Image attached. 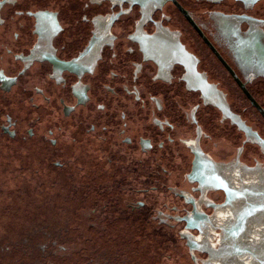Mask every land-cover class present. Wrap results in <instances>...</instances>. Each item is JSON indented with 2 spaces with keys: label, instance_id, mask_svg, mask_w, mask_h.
I'll use <instances>...</instances> for the list:
<instances>
[{
  "label": "flooded vegetation",
  "instance_id": "1",
  "mask_svg": "<svg viewBox=\"0 0 264 264\" xmlns=\"http://www.w3.org/2000/svg\"><path fill=\"white\" fill-rule=\"evenodd\" d=\"M263 112L264 0H0V138L114 205L143 177L164 203L127 207L184 224L196 263L225 264L234 225L236 264L264 245ZM52 242L27 240L36 264Z\"/></svg>",
  "mask_w": 264,
  "mask_h": 264
},
{
  "label": "rangeland",
  "instance_id": "2",
  "mask_svg": "<svg viewBox=\"0 0 264 264\" xmlns=\"http://www.w3.org/2000/svg\"><path fill=\"white\" fill-rule=\"evenodd\" d=\"M0 141L7 147L0 143V264H36L27 239L37 233H62L64 241L45 251L46 264H199L193 256L207 260L205 253L189 248L182 237L184 224L144 222V211L127 207L142 201L153 217L156 211L148 203L154 199L159 200L156 204L164 203L162 195L133 191L143 179L133 171L130 183H121L114 192L119 193L113 194L117 196L114 205L109 200L112 193L101 186L97 189L93 176L65 180L60 173L41 167V149L34 147L37 141L25 147L9 144L5 138ZM124 189L127 194L117 191ZM161 211L167 212L166 208ZM229 233H238V226ZM192 234L198 235L197 231ZM231 241L225 248L228 253L235 251ZM51 243L52 239L45 242Z\"/></svg>",
  "mask_w": 264,
  "mask_h": 264
},
{
  "label": "water",
  "instance_id": "3",
  "mask_svg": "<svg viewBox=\"0 0 264 264\" xmlns=\"http://www.w3.org/2000/svg\"><path fill=\"white\" fill-rule=\"evenodd\" d=\"M264 114V112H263ZM227 232V231H226ZM233 236V239L234 238H238V233H234L232 234ZM231 241V240H230ZM232 242V247L235 249V251H231V252H227L225 249L222 253V255L220 254L221 257H223V260H224V263L225 264H236V262H238V241H231ZM228 246V243L225 244V248ZM246 254H251V252H245ZM243 254V258L246 259L245 261L243 262H247V257H245L246 254ZM219 254V253H218ZM251 257V256H250ZM252 259V260H251ZM253 262V264H264V245L263 247L259 248L257 252H255L253 255H252V258H248V261L250 262L249 264H251V261ZM219 262V257L217 258V263L218 264Z\"/></svg>",
  "mask_w": 264,
  "mask_h": 264
},
{
  "label": "trees",
  "instance_id": "4",
  "mask_svg": "<svg viewBox=\"0 0 264 264\" xmlns=\"http://www.w3.org/2000/svg\"><path fill=\"white\" fill-rule=\"evenodd\" d=\"M62 235V233H37L35 235H31L29 242H32V244L34 245L33 249L35 250V252H40V248H38V246L35 244H37L38 242H46L47 236H51L50 238L52 239V241H55L56 243H61L62 241H64L63 239L60 238V236ZM52 247V246H51ZM40 254H35L36 258L39 256ZM40 264H46V262L40 263Z\"/></svg>",
  "mask_w": 264,
  "mask_h": 264
}]
</instances>
